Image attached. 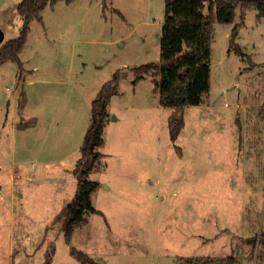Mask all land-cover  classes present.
Segmentation results:
<instances>
[{
  "label": "rangeland",
  "instance_id": "1",
  "mask_svg": "<svg viewBox=\"0 0 264 264\" xmlns=\"http://www.w3.org/2000/svg\"><path fill=\"white\" fill-rule=\"evenodd\" d=\"M21 0H0L4 42L19 35ZM209 1L205 4L208 12ZM247 11L242 49L233 25L215 24L211 90L184 108L160 104L153 72L135 90L134 68L159 62L165 0H61L33 18L15 60L0 64V264H178L211 256L264 264V17ZM237 21L241 20L238 8ZM119 71L104 155L89 178L98 213L66 240L63 222L92 102ZM177 112V110H176ZM175 112V113H176Z\"/></svg>",
  "mask_w": 264,
  "mask_h": 264
},
{
  "label": "trees",
  "instance_id": "2",
  "mask_svg": "<svg viewBox=\"0 0 264 264\" xmlns=\"http://www.w3.org/2000/svg\"><path fill=\"white\" fill-rule=\"evenodd\" d=\"M60 1L21 0L18 3L17 9L23 17V26L17 37L4 42L0 47V64L7 60H15L21 68L23 67L19 54L25 45L31 20L35 17L40 18L41 12L47 6L54 7ZM65 1L70 3L74 0ZM208 1V12H205V4ZM237 7L243 11L242 21L235 23L231 30L229 51L246 58L252 67L253 59L236 39L239 28L244 23L246 9L256 8L258 16L264 17V0H165L160 61L135 67L136 76L132 82L137 84L153 71L159 76L155 80V85L160 93V104L175 108L170 118L172 140L178 138L185 125L184 108L204 103V97L211 90L210 59L215 24H233ZM119 79L120 75L117 71L113 78L103 85L92 102L91 124L81 147L82 154L73 170L78 179V186L73 199L67 204L66 218L63 222V230L68 242L72 239L76 226L86 222V212H100L92 200V193L99 186V182L90 179L89 175L103 156L99 148L105 143L104 131L110 117L108 106L111 98L119 94ZM261 236L264 238V230ZM70 250L81 264H99L91 260L82 250L73 246ZM234 259L233 256L225 259L191 256L180 258L178 264H233ZM46 264H49V261Z\"/></svg>",
  "mask_w": 264,
  "mask_h": 264
},
{
  "label": "crops",
  "instance_id": "3",
  "mask_svg": "<svg viewBox=\"0 0 264 264\" xmlns=\"http://www.w3.org/2000/svg\"><path fill=\"white\" fill-rule=\"evenodd\" d=\"M238 8H240V7H237V10L236 11H238ZM249 9H251V8H249ZM249 9H246L245 11H244V13H245V18H246V16H247V11L249 10ZM45 10V9H44ZM257 10V9H256ZM258 11V10H257ZM242 10L240 9V14L242 15ZM237 15V14H236ZM257 15H258V13H257ZM42 17V16H41ZM245 18H244V23H243V25L245 24ZM242 21V18H241V20L240 21H237V19L235 18V22L233 23V24H231V25H235V23H240ZM233 28V27H232ZM240 28H242V27H240ZM231 33V32H230ZM240 35H241V33H240V29H239V33H238V35H237V37H240ZM4 43V41L0 44V47L2 46V44ZM239 44H240V42H238ZM235 53V52H234ZM146 78H147V76H146ZM145 79V78H144ZM143 80V79H142ZM137 86H138V83L135 85V90H136V88H137ZM159 97H160V93H159ZM110 105V104H109ZM108 111H109V114H110V116H111V111H110V108H109V106H108ZM108 124H109V120H108V122H107V125H106V128H105V132H106V129L108 128ZM104 132V133H105ZM104 138H105V136H104ZM103 153V152H102ZM103 155H104V153H103Z\"/></svg>",
  "mask_w": 264,
  "mask_h": 264
},
{
  "label": "water",
  "instance_id": "4",
  "mask_svg": "<svg viewBox=\"0 0 264 264\" xmlns=\"http://www.w3.org/2000/svg\"><path fill=\"white\" fill-rule=\"evenodd\" d=\"M4 39H5V33L0 27V44L4 41Z\"/></svg>",
  "mask_w": 264,
  "mask_h": 264
}]
</instances>
